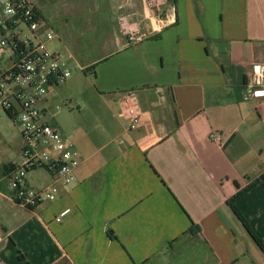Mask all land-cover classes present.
I'll list each match as a JSON object with an SVG mask.
<instances>
[{
	"label": "crops",
	"instance_id": "0c3cea01",
	"mask_svg": "<svg viewBox=\"0 0 264 264\" xmlns=\"http://www.w3.org/2000/svg\"><path fill=\"white\" fill-rule=\"evenodd\" d=\"M32 1L53 50L73 57L50 104L71 101L64 125L52 122L81 163L34 210L0 183V264H264V183L229 203L264 175V99L241 95L264 64V0H167L169 22L144 21L133 46L119 19L147 14L145 0ZM125 92L142 112L131 132ZM38 171L30 187L53 184L29 177Z\"/></svg>",
	"mask_w": 264,
	"mask_h": 264
},
{
	"label": "built area",
	"instance_id": "2783aa9c",
	"mask_svg": "<svg viewBox=\"0 0 264 264\" xmlns=\"http://www.w3.org/2000/svg\"><path fill=\"white\" fill-rule=\"evenodd\" d=\"M167 0H145L144 14L130 20L121 16V34L131 46L145 39L144 21L156 22L159 32L169 22L164 7ZM55 32L43 19L32 0H0V107L17 127L23 142L18 162H12L0 183L5 182L9 198L24 209L34 210L43 203L54 202L59 185L73 183L74 172L81 161L73 142L54 124L53 114L60 106L50 99L57 88L71 76V54L50 48ZM241 95L249 100L264 99V64H252L246 75ZM63 106H70L66 99ZM119 116L127 122L129 132L142 122L139 103L132 92L122 93L118 100ZM211 140L221 145V136L212 133ZM43 170L51 175L53 184L35 189L27 183V174ZM64 209L55 217L60 222L69 215Z\"/></svg>",
	"mask_w": 264,
	"mask_h": 264
},
{
	"label": "rangeland",
	"instance_id": "374dc122",
	"mask_svg": "<svg viewBox=\"0 0 264 264\" xmlns=\"http://www.w3.org/2000/svg\"><path fill=\"white\" fill-rule=\"evenodd\" d=\"M50 48H56L55 42H52L50 44ZM53 103L55 106H60V109L54 112L53 120L58 126L62 127L65 122V120H63V117H65L67 113H69V111L73 112L74 109L72 107L68 109V106H63L62 101L59 97H57ZM18 141H21V144H23L17 127L0 107V166L5 165L8 161H19L20 154L17 156L19 148ZM29 177L34 180L38 178V180H35L38 183H41L46 180V175L42 170H39L34 174H30Z\"/></svg>",
	"mask_w": 264,
	"mask_h": 264
},
{
	"label": "trees",
	"instance_id": "16d2710c",
	"mask_svg": "<svg viewBox=\"0 0 264 264\" xmlns=\"http://www.w3.org/2000/svg\"><path fill=\"white\" fill-rule=\"evenodd\" d=\"M260 183H264V175L260 178V179H257L256 181H254L253 183H251L246 189L245 191H241L240 193H238L236 196H234L230 201L229 203H232L234 202L237 198H239L244 192L248 191L249 189H251L252 187L260 184Z\"/></svg>",
	"mask_w": 264,
	"mask_h": 264
}]
</instances>
